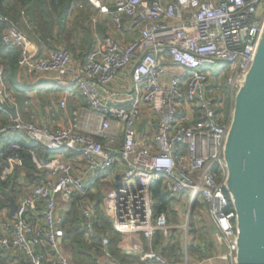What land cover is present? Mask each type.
<instances>
[{"label": "built area", "instance_id": "1", "mask_svg": "<svg viewBox=\"0 0 264 264\" xmlns=\"http://www.w3.org/2000/svg\"><path fill=\"white\" fill-rule=\"evenodd\" d=\"M89 6L95 45L83 63L64 47L41 55L12 23L4 32V46L20 51V82L37 77L76 87L90 111L72 112L70 126L41 127L22 114L0 69V102L16 111L0 124V138L25 136L54 154L38 164L46 181L17 200L14 214L0 213V264H73L65 225L76 198L81 231L88 244L99 246L100 261L119 264L101 225L105 221L122 236L119 248L126 255L142 264H174L153 247L157 233L175 237L171 215L154 216L151 187L157 182L173 201L191 197L186 224L177 228L184 232L181 264L214 259L237 264V214L224 189L232 115L227 119L222 111V92L226 89L234 103L253 65L264 29V0H89ZM100 23L110 27L103 38L97 33ZM131 35L127 44L119 39ZM219 63L225 68L214 76L210 68ZM122 76L131 80L127 107L108 94ZM57 107L66 110L67 102H54L51 109ZM144 111L155 122L148 140L138 131ZM21 150L12 142L2 155L3 179L21 166ZM195 202L215 227L217 248L214 257L198 263L188 255Z\"/></svg>", "mask_w": 264, "mask_h": 264}, {"label": "trees", "instance_id": "2", "mask_svg": "<svg viewBox=\"0 0 264 264\" xmlns=\"http://www.w3.org/2000/svg\"><path fill=\"white\" fill-rule=\"evenodd\" d=\"M93 15L89 0H0V69H3L7 88L15 93L22 111L32 102L31 92L37 89L23 88L19 82L20 51L8 49L3 44V35L8 22L24 30L28 37L40 47L41 55L63 46L72 53L76 62L83 63L86 55L95 45L94 32L89 24ZM109 29L107 24L99 26L101 37H105ZM222 93L225 97L222 111L228 119L232 113L233 100L226 89H223ZM41 100L44 105L51 104L50 98L45 95L41 97ZM75 103L74 98H68L70 109L74 108ZM9 117V112L0 102V124L8 123ZM12 142L22 147V150L17 153L22 164L15 167L11 176L3 179L5 157L2 155L7 152ZM65 154L69 155L68 152ZM53 157L54 154L44 146L25 136L0 138V213L10 212L9 206L12 199L17 201L20 197L27 195L30 186L41 182V170L38 164H46ZM151 193L154 216L157 217L163 213L173 216V200L164 193L161 182L152 185ZM96 198L99 202L103 200L101 195ZM96 198L91 196L93 200ZM78 200L76 198L66 212L65 240L70 249L71 261L73 264H110V261H100L101 253L98 245H90L85 241L80 228V212L76 206ZM203 210L204 206L195 202L191 214L193 218L190 217L191 221H189V228H194L191 231L194 234V243L188 245V255L194 263L214 257L217 250L214 241V225L211 221L210 223L200 221ZM194 216L200 221L199 228L195 227ZM101 225L110 236V252L115 263L142 264L139 258L128 256L119 248L122 240L119 233L113 231L105 221ZM153 247L170 262L174 264L183 262L184 255L180 238L167 239L163 234L157 233L153 240Z\"/></svg>", "mask_w": 264, "mask_h": 264}, {"label": "water", "instance_id": "3", "mask_svg": "<svg viewBox=\"0 0 264 264\" xmlns=\"http://www.w3.org/2000/svg\"><path fill=\"white\" fill-rule=\"evenodd\" d=\"M2 105L16 115L14 108ZM224 159V189L237 214V264H264V29L253 65L235 97ZM40 177L46 181L44 172ZM9 207L14 214V199Z\"/></svg>", "mask_w": 264, "mask_h": 264}, {"label": "crops", "instance_id": "4", "mask_svg": "<svg viewBox=\"0 0 264 264\" xmlns=\"http://www.w3.org/2000/svg\"><path fill=\"white\" fill-rule=\"evenodd\" d=\"M103 24L100 23L97 26V33L101 37L100 32H99V26H102ZM104 29V28H103ZM110 33V29L107 34ZM120 41L123 44H127L128 42L132 41L134 37L131 36H124V37H119ZM46 53V52H45ZM44 53V54H45ZM19 79V77H18ZM130 78L129 76H122L120 77L109 89V93L115 102H121L123 103L122 106L127 107L128 101L131 96V83H130ZM20 82V80H19ZM21 86L23 88L27 89H37L36 91L31 92V99L32 102L41 100V97L45 95V97L50 98V105H44L41 101L37 102V105L35 104V112L34 113H29L31 114L30 116H35L34 122L41 126V127H46L49 129H56L57 127H64V126H70L72 124V112L74 111H90V107L85 101V99L82 97L80 94L79 90L76 87H71V88H63L60 87L52 82H49L45 79L41 78H28L25 81L20 82ZM47 92V93H46ZM38 99H35L37 98ZM68 98H74L76 100V103L74 104V108L70 109L69 104H68ZM61 100H65L67 102V108L66 110H63L59 107L51 109V106L54 102L59 103ZM32 102L30 104H32ZM34 104V103H33ZM41 106H40V105ZM28 108V107H27ZM27 108H25L22 111V114L26 117H29L27 113ZM34 114V115H33ZM26 117V118H27ZM31 117V118H32ZM155 130V122H151V117L149 115L148 111L143 112V119L141 123L138 125V131L139 134L144 136V138L151 139L153 137L154 131ZM118 170L124 171L125 166L123 164L118 165ZM43 181V180H41ZM32 186L29 188V192ZM28 192V193H29ZM27 193V194H28ZM98 197L97 195H90V197ZM98 201L97 198L94 199V201ZM17 202V201H16ZM184 205L181 203H178V200H174L172 202V211L173 213L179 214V217L182 219L186 212L184 210ZM176 209V210H175ZM171 220V219H170ZM145 242V241H144ZM146 244V242H145ZM126 244H123V246ZM156 249V248H155ZM124 253V249H121ZM157 250V249H156ZM159 251V250H157ZM160 252V251H159ZM125 254V253H124Z\"/></svg>", "mask_w": 264, "mask_h": 264}, {"label": "rangeland", "instance_id": "5", "mask_svg": "<svg viewBox=\"0 0 264 264\" xmlns=\"http://www.w3.org/2000/svg\"><path fill=\"white\" fill-rule=\"evenodd\" d=\"M90 24V23H89ZM24 31V30H23ZM26 33V32H25ZM27 34V33H26ZM59 47H63V46H59ZM225 68V64L224 63H219L218 65H216V66H214V67H211L210 68V71H211V73L214 75V76H218V74H219V71L221 70V71H223V69ZM35 99H38V97L37 98H35ZM38 101H41V100H38ZM38 101H34V102H32V104H28L27 105V113H28V115H29V117H25L26 119H31V121H34V118L33 117H35V116H30L31 114H29V113H34L35 112V107H34V105L36 104L37 105V102ZM34 103V104H33ZM40 105V104H39ZM41 106V105H40ZM233 109H234V103H233ZM233 109H232V113H233ZM232 113H231V115H232ZM34 115V114H33ZM32 117V118H31ZM35 119H36V117H35ZM178 203H181V204H183L184 206V210L185 211H188V208H189V206H190V204H191V197L189 196V195H186L185 197H182L181 199H179L178 200ZM63 207H65V206H62V208ZM64 209V208H63ZM188 214H186V216H187ZM197 217H198V215H196ZM196 216H194V218H195V222H196V225H195V227H198L199 228V224H200V221H204L205 223H210V219L207 217V215H205V214H202V216H201V218H200V221L197 219V217ZM191 218H193V217H191ZM171 220H170V225L173 227V228H175V230H174V235H175V237H178V238H180V240L183 238V236H184V232L181 230V229H177V228H179V227H182L183 225H185L186 224V218H185V216L181 219L180 217H179V214H177V213H175V214H173V216H171V218H170ZM189 221H191V220H189ZM177 229V230H176ZM192 229H194V228H191L190 227V232H189V239H190V243L189 244H191V243H194V234L191 232L192 231ZM220 251L221 252H223L224 250L222 249V248H220ZM212 264H224L222 261H220V260H216V259H214L213 260V262H212Z\"/></svg>", "mask_w": 264, "mask_h": 264}]
</instances>
